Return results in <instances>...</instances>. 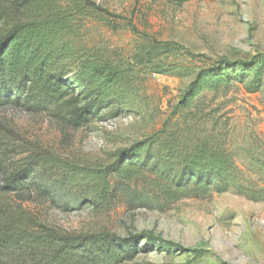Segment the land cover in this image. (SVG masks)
Wrapping results in <instances>:
<instances>
[{
	"label": "trees",
	"instance_id": "16d2710c",
	"mask_svg": "<svg viewBox=\"0 0 264 264\" xmlns=\"http://www.w3.org/2000/svg\"><path fill=\"white\" fill-rule=\"evenodd\" d=\"M18 4L0 38V110L48 114L79 130L109 108L118 114L133 111L144 101L146 75L194 76L160 129L119 150L105 166L29 151L24 140L4 135L11 130L0 120V264H123L143 252L140 242L161 243L145 232L120 237L68 231L42 221L27 204L70 211L74 199L80 207L110 212L122 201L168 203L230 190L262 199L234 161L228 120L215 100L234 82L256 92L264 59L187 71L168 62L176 52L173 44L139 33L129 20L92 0ZM93 23L112 32L126 27L138 39L132 56L91 40ZM162 247L170 251L168 244Z\"/></svg>",
	"mask_w": 264,
	"mask_h": 264
},
{
	"label": "rangeland",
	"instance_id": "374dc122",
	"mask_svg": "<svg viewBox=\"0 0 264 264\" xmlns=\"http://www.w3.org/2000/svg\"><path fill=\"white\" fill-rule=\"evenodd\" d=\"M92 1L129 20L139 33L173 44L176 52L168 62H177L184 70L264 59V0ZM18 3L0 0V38L10 29ZM89 28L91 40L122 51L124 58L132 56L138 39L126 27L112 32L93 23ZM187 74L146 75L144 101L133 111L118 114L109 108L79 130L48 114L2 109L0 120L11 130L3 132L24 140L29 151L105 166L119 150L160 129L194 76ZM215 105L228 120L235 163L261 191L262 199L230 190L168 203L122 201L110 212L80 207L74 199L70 211L50 203L26 206L42 221L68 231H106L120 237L145 232L161 242H140L143 252L123 264H264V74L256 92L234 82L227 93L219 92ZM166 244L170 251L163 249Z\"/></svg>",
	"mask_w": 264,
	"mask_h": 264
}]
</instances>
